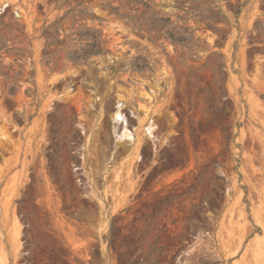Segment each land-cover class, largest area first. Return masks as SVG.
Instances as JSON below:
<instances>
[{"label": "rangeland", "instance_id": "1", "mask_svg": "<svg viewBox=\"0 0 264 264\" xmlns=\"http://www.w3.org/2000/svg\"><path fill=\"white\" fill-rule=\"evenodd\" d=\"M0 264H264V0H0Z\"/></svg>", "mask_w": 264, "mask_h": 264}, {"label": "bare ground", "instance_id": "2", "mask_svg": "<svg viewBox=\"0 0 264 264\" xmlns=\"http://www.w3.org/2000/svg\"><path fill=\"white\" fill-rule=\"evenodd\" d=\"M149 129H151V126L149 127Z\"/></svg>", "mask_w": 264, "mask_h": 264}]
</instances>
